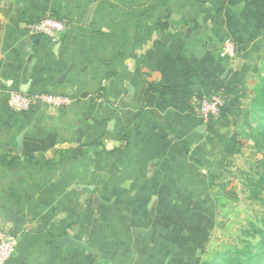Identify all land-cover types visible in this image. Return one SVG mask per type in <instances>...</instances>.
Returning a JSON list of instances; mask_svg holds the SVG:
<instances>
[{"label": "crops", "instance_id": "crops-1", "mask_svg": "<svg viewBox=\"0 0 264 264\" xmlns=\"http://www.w3.org/2000/svg\"><path fill=\"white\" fill-rule=\"evenodd\" d=\"M46 15L65 22L57 40L25 29ZM226 39L246 59L264 45V0H0V209L26 220L0 219V240L17 236L8 264L199 261L170 239L166 218L122 213L142 205L128 196L163 194L152 181L163 170L142 176L169 147L191 145L197 104L215 96L218 78L221 92L238 82L240 55L219 57ZM13 93L67 104L14 112Z\"/></svg>", "mask_w": 264, "mask_h": 264}, {"label": "rangeland", "instance_id": "rangeland-1", "mask_svg": "<svg viewBox=\"0 0 264 264\" xmlns=\"http://www.w3.org/2000/svg\"><path fill=\"white\" fill-rule=\"evenodd\" d=\"M240 58L233 64L240 77L231 72L234 79L239 78L233 83L237 87L221 92L222 82L217 79L215 96L223 105L220 117L199 114L201 132L187 137L191 145L185 143V150L181 145L169 147L164 163L151 165L142 176L145 183L154 177L153 172L163 170L164 178L152 179L163 187V194L139 200L128 196L126 202L142 205L122 213L123 217L131 213L169 220L170 239L179 235L184 250L200 253L196 264H228L242 257L248 243L257 244V231L264 230V191L258 193L255 187L264 170V110L258 109V99L261 102L264 96V45L247 59ZM227 144H235L238 154H228ZM163 202L168 205L158 211Z\"/></svg>", "mask_w": 264, "mask_h": 264}, {"label": "built area", "instance_id": "built-area-1", "mask_svg": "<svg viewBox=\"0 0 264 264\" xmlns=\"http://www.w3.org/2000/svg\"><path fill=\"white\" fill-rule=\"evenodd\" d=\"M26 31L36 38L45 37L51 40H57L66 30L65 22L54 16L46 15L37 22L28 24ZM240 46L232 39H226L219 52L222 60L230 62L235 61L240 54ZM41 101L53 108H59L67 104V99L58 95H47L41 98H33L22 93H13L10 95L8 105L14 112H31L37 103ZM222 101L218 96L203 99L199 105V112L206 118H218L221 115ZM17 246V236L11 233L5 234L0 240V264H8L13 256Z\"/></svg>", "mask_w": 264, "mask_h": 264}, {"label": "trees", "instance_id": "trees-1", "mask_svg": "<svg viewBox=\"0 0 264 264\" xmlns=\"http://www.w3.org/2000/svg\"><path fill=\"white\" fill-rule=\"evenodd\" d=\"M158 91L159 88L157 86L150 85V92L156 94ZM258 101L260 104L258 106V109L264 110V96L261 99V102L259 99ZM226 152L230 155H235L238 154L239 148H237L235 144H227ZM255 185H256L255 187H259L257 188L258 193L264 191V170H263V174L260 176V178L258 179L257 183H255ZM257 235L259 238L257 244L253 245L252 243H248L247 246L244 248L245 250L242 252V257H237L228 264H264V230L263 229L258 230ZM252 250H254V252H252ZM209 264H220V262L213 261L210 262Z\"/></svg>", "mask_w": 264, "mask_h": 264}, {"label": "water", "instance_id": "water-1", "mask_svg": "<svg viewBox=\"0 0 264 264\" xmlns=\"http://www.w3.org/2000/svg\"><path fill=\"white\" fill-rule=\"evenodd\" d=\"M202 52H203V50L200 48L198 50L197 55H200ZM38 105H41V102H39ZM103 115L106 118H111L112 117L113 108L109 104H106L103 107ZM0 219L2 220V222L4 224H8V223L14 224L17 228H19L21 226H24L25 223H26L25 218H23L22 216H20L18 214H13V213L4 211L2 209H0ZM68 242H70V241L68 240Z\"/></svg>", "mask_w": 264, "mask_h": 264}]
</instances>
